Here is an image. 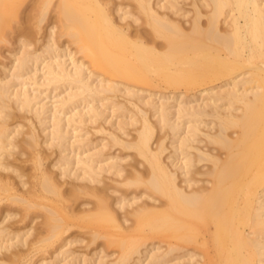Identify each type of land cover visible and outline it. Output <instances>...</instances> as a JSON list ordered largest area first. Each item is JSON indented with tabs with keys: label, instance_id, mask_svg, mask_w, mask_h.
<instances>
[{
	"label": "bare ground",
	"instance_id": "6f19581e",
	"mask_svg": "<svg viewBox=\"0 0 264 264\" xmlns=\"http://www.w3.org/2000/svg\"><path fill=\"white\" fill-rule=\"evenodd\" d=\"M37 1L31 7L40 8L41 22L52 0ZM117 1L57 0L54 8L62 26L60 33L71 38L75 49L55 45L52 24L38 52L27 48L31 46L29 38L17 39L18 55L12 58V72L8 78L0 76V169H19L6 156L22 143L35 148L39 135L36 126L45 132L43 142L58 151L55 161L50 162L57 173L49 168L41 170L26 193L0 192V202L9 199V204L23 203L28 209L41 205L46 210V232L36 237L39 229L30 234L35 226H28V222L14 231L7 228L8 224L0 225V264H8L3 260L6 250L11 248V256L6 255L13 258L24 245L45 249L59 240L56 255L65 254L68 250L64 247L72 240L63 234L72 225L90 228L92 241L103 237L107 246H117L119 253L113 264H141L144 254V264H167V256L173 251L179 254L172 264H264V0H133V11ZM27 2L0 0V43L7 42L13 29L11 21ZM140 14L143 27L132 30L131 23L120 22L126 18L136 21ZM77 53L80 58L75 57ZM41 63L44 70L40 82L35 73ZM23 75L16 87L14 81ZM26 80L34 84L33 88L25 85ZM52 81L73 84L76 89L48 104L42 101L47 95L41 100L42 90L38 88ZM158 84L173 91L141 97L144 86ZM176 89L183 90L176 94ZM121 90L150 107L156 117L154 123L149 122L144 107L134 103L140 112L134 139L125 141L119 135L126 124L122 120L117 121L116 131L110 132L112 144L134 148L147 162L146 172L135 170L130 176L120 174L123 170L118 156L99 159L102 145L93 152L83 147L81 152L76 150L89 140L77 139L81 134L71 140L68 131L71 124L79 127L88 117L94 121L104 115V110L91 104L96 97L107 101L102 105L126 111L114 100ZM192 90L195 92L188 93ZM80 95L81 100L87 99V110L71 113L67 109ZM15 111L33 115L29 118L32 128L23 131L25 135L19 133ZM133 115L132 121L139 120L137 116L133 120ZM32 119L38 125H33ZM155 126L166 128L174 138L170 137L168 161L161 156L164 138L159 135L152 147ZM16 133L25 136L18 138L21 143L15 141ZM33 163L41 166L39 152L34 153ZM205 163L208 168L200 169ZM104 173L122 176L120 184H136L141 189L128 198V194L119 193L111 199L108 190L117 192V187L103 184ZM15 174L23 177L22 173ZM196 174L207 177L201 179ZM25 183L21 181V185ZM65 183L69 186L63 187ZM10 185L0 176V190L10 191L14 188ZM84 194L94 197L92 204L81 202L86 207L79 204L80 214H73L70 201ZM156 194L163 201L149 204L140 199L155 200ZM117 208L124 214L119 215ZM10 210L0 206V224L16 215ZM130 216L132 223L125 224ZM153 238L165 243L163 251L157 252L160 247L154 241L147 242ZM151 244L156 252L148 248ZM45 263L42 259L36 264Z\"/></svg>",
	"mask_w": 264,
	"mask_h": 264
},
{
	"label": "rangeland",
	"instance_id": "374dc122",
	"mask_svg": "<svg viewBox=\"0 0 264 264\" xmlns=\"http://www.w3.org/2000/svg\"><path fill=\"white\" fill-rule=\"evenodd\" d=\"M35 1H36V3H35ZM114 1H116V0H114ZM120 1H122V3ZM120 1L118 0L117 2H120L121 4H124L127 7L126 9H131L132 11L134 10L135 6L133 5L134 4L133 0H120ZM56 2H57V0H52L51 4H50V6H49V8L47 10V13L45 15V18L41 22L39 21L40 20V12H41L40 8H36V7L32 8L31 7V5H33V4H38L39 1H37V0H28L27 6H24V4H26V3H24L23 6H21V8L19 9L18 16L14 17L12 19L11 23H10L11 26L13 27V29L11 30V32L8 35L7 42L0 43V76L7 75L6 77L8 78V76L12 72V65H11L12 58L14 57V55H18V51H17L18 50V47H17L18 43L16 42L17 39L22 40L23 38L24 39L25 38H27V39L29 38L30 39L29 41L31 42V44H30L31 46L29 45L30 47H27V48H30V49H33V50L37 51V50L40 49V47L42 48L43 45L45 44V41L48 39V35L47 34H49L50 30L51 31L53 30L52 31V35H53V37H52L53 39L52 40H54L56 46L59 45V49L63 48L62 45L69 46L68 49H71V50L75 49L76 45L71 42V40H70L71 38H69L68 35H66V34L63 35V33H62V35H61V33H60L61 32L60 27L62 28V26H60V21L58 20V17H57L58 14H57V12H56V10L54 8V4ZM116 14L114 15V17L116 19H118V17H116L117 16ZM140 16L141 17L138 20H136V21H132L131 18H126V19L120 20V22L121 23H125V24H126V22L127 23L128 22L131 23L130 24V28L132 30H134L135 27H143L144 26V23L142 22V15L140 14ZM52 24H53L54 28L48 30V28ZM54 24H55V26H54ZM79 56L81 57L80 53L75 54L76 58L77 57L80 58ZM65 58H67V56ZM85 60L86 59L84 58L83 61H85ZM66 62H69V61L67 60ZM85 62H87V61H85ZM3 64H4L5 68L4 67L1 68ZM66 64H67L68 68L71 67V64H68V63H66ZM38 65L36 67L37 68V70H36L37 72L35 73L37 76L36 75L35 76H36L37 79L41 78V79H38V81L41 82V80H42V77H41L42 73L41 72L44 69L43 70L41 69L43 67L42 63L38 64ZM1 69H2V71L4 70V72H2ZM87 71H85V72L87 73ZM23 78H24V75H23V77L21 79H16L14 81L15 84H16V87H17V85H19L21 80H23ZM26 82H27V84H25V85H27V87L33 88L34 84L28 83L29 80H26ZM45 82H47V80ZM62 83L63 82H59V84H60L59 85L58 82L54 83L52 81V83L48 82L47 85L43 84L42 86H40L38 89L40 91L42 90L40 92L41 100L43 99L42 96H45V94H46L47 98H44L42 101L43 102L44 101H47V102L49 101L48 104H50V100L51 101H56V100H58L60 98L59 96H62L63 94H64L63 96H66V95H68L70 93V91L72 89H74V90L76 89L75 87H73V86H75L73 84H71L72 86H70V85H67L66 82H64L65 84L64 83L62 84ZM56 85H58V86H56ZM66 86H68V87H66ZM35 87H37V86H35ZM49 87H50L51 90L49 89ZM68 88H69V90H68ZM179 90L181 91L183 89H176V90H174V92H176V94H177L179 92ZM195 90L188 91V93H194ZM48 91H49V93H48ZM170 91H173V89L166 88V87H164V85L158 84V85H155V86H144L142 88V91L140 92V95L143 98H146L149 95H151V97H157L159 92H170ZM59 92H61V93H59ZM67 92H69V93H67ZM72 92H73V90H72ZM115 94H116V96L114 97V100L116 102H119L120 104H123L125 106L124 108L126 109V111L122 110L124 113L121 111V109L116 110V107H113L115 110H113V112H112L111 110L113 108L111 106H109V104L108 105L107 104L102 105V103L104 104V103L107 102L105 99H101V98L98 97L99 98V100H98V98L96 97V98L93 99L94 101L92 102V100H91L90 103L92 102L91 103L92 105L96 104L97 105V106L95 105L96 107H98L99 109H102V111L104 110V112H102L104 115H101L96 120L91 121L89 119V117L86 118L88 116V114H86L85 115L86 116L85 117L86 118L85 122L82 123V124H79V127L76 124H74V125H76V127L73 124L68 126V128H69L68 129L69 137L71 136L70 139L72 140V139L77 138L78 135L81 134V136L79 135L80 138L78 137L77 139H81V137H82V138H85V139L87 138L85 141L89 140L88 142H86V144H85L86 146L85 145H81V147L79 146V149H76L79 152L82 151V147H83V150H86V152H87L88 148H89L90 152L91 151L93 152V150L94 151L97 150L96 149L97 147L101 148V145H102V149H101L102 151H100V149L98 148V150L101 153V156L99 157V159H102V161L108 155L109 156L110 155L113 156V154H114V156H118L119 160H118V157H117L116 159L118 161L117 160L116 161L118 162L120 168H122V170H123V171H121L122 173L120 172V174L122 176H130L132 174L130 172L131 171H135V170L145 171L146 172L147 162L144 160V158L141 157L140 155H138L134 148H125V147H122V146H120L118 144H112L111 143L110 132L111 131H116L114 127L116 126L117 121L118 120H122V121H125L126 124H124V128H123L124 131L123 130H122V132L119 131V135H121V138L123 140H125V141H129V140L132 141L134 139L135 134H136V128L140 124V112L133 105L134 103H138V105L140 107H144L143 109H145L146 112H147L146 116H147V119L149 120V122L154 123L156 117H155V115H153V111H152V109L150 107L145 106V105L143 106V104L140 103V101L137 100L134 96L125 95L122 92V90L121 91H117ZM176 94H174V95H176ZM76 96L78 97V95H76ZM81 96L82 95L79 96L80 100L78 98L75 99V97H74L75 101L73 102V104L70 105L72 107H70V108L68 107L67 110H69L71 113H72V111L74 112L77 109L78 110L81 109L82 111L84 110L83 112H85L87 110V103H86L87 99L86 100H81ZM96 99H97V101H96ZM78 102H80V103H78ZM90 103H89V105H91ZM76 104H77V106H76ZM74 105L76 106V108H75ZM106 105H107V107H105ZM71 109H73V110H71ZM121 112H122V114H121ZM15 113H16V115H18V117L16 116L17 117V120H16L17 122L16 123L20 124L19 131H21V132H19V133H22L23 131L25 132L29 127L32 128L31 124H30L31 123L30 119L33 116V115H31L32 113L23 112L21 114V113H18L16 111H15ZM133 114H135V115H133ZM132 115H133V118H132L133 120L136 118V116L139 118V120L132 121L131 117H130ZM19 116H20V118H19ZM173 117H174V115H173ZM126 120H127V122H126ZM32 121H33V125H35V126L38 125V124H36L35 119H32ZM72 126H73V128H71ZM77 127L80 130H77L78 129ZM37 128L40 129V126H36L35 127L36 133L39 134L38 135V145H36L35 148H33L31 146H28L27 144H24V145H27V146H24L23 143H22L21 145L19 144V145L16 146V148L12 149V154H10L9 156H6V159L9 160V161L8 160H6V161L10 162V160H11L10 164L13 163L12 166L13 165L15 167L18 166V168L22 169V170L19 171V169H18L17 171L10 172L9 170H11V169H9V168L2 169V170L0 169L1 172H2V173L0 172V174H1L0 176H3V179L7 180L8 182H10L12 187H14L10 191H8V190L7 191H2V189H1L0 192L4 193V195H8L9 192H15V193H19V194H21L22 192L26 193L25 189H27V188L28 189H32L31 185H33V182H35L36 176L39 175L41 170H45V169L48 170V168H49L50 169L49 171L54 172L53 174L58 172V169L55 166L50 165L52 162L55 161L56 154H58V151H57V149L54 146L48 145L47 142H46L47 144L45 142H43L42 138L43 139L46 138L45 132L42 133ZM37 131H39V132H37ZM70 131H71V133H70ZM73 131H76V132L78 131L77 133L74 132L75 136L73 134ZM24 132L22 134L25 135L27 132L26 133H24ZM120 132H121V134H120ZM168 132L169 131L166 128L159 129L158 127L155 126L154 132H153V135H152V138H151L152 147H154L156 145V142H157V139H158L159 135L162 138H164L163 139V145L165 146V150L162 152L161 156L165 159V161H168L166 156L170 153V150H172L170 137L172 138V140L174 139L172 137V135H170V133H168ZM22 134H17V133L15 134V138H16L15 141L16 142L19 143L21 141L19 139L20 138L22 139V137H25V136H22ZM91 143H92V145H91ZM105 143H107V144H105ZM76 144H77V142H76ZM87 144H89V147H88ZM103 144L105 146H103ZM197 144L201 146L204 143L203 142H198ZM90 146H91L92 149L90 148ZM84 147H85V149H84ZM80 148H81V151H80ZM20 152L22 154H20ZM35 152H39V154L42 156V164H41L40 167H37V166L33 165L34 164L33 162H34V153ZM102 161H101V163H102ZM208 165H209L208 163H205L204 165H202L199 168L202 169V170H205L206 168H208ZM15 172L17 174L18 173H22L23 177L20 176V178H19V176H17L15 174ZM122 176H117V175L111 174V173H104L103 174V179H104L103 184L110 185L112 188L115 187V186L117 187V192H111V191L108 190L109 194L112 195L110 197L111 199H112V197H115V195L116 196H117V194L119 195V193H121V194L125 193L124 195L128 194L127 195V198H128V197H130L132 195V192H133V194H135L136 192H138L141 189V186L140 185L138 186L136 184H131V185L120 184L118 181H120L122 179ZM196 176L198 178H201V179H205L207 177L204 174H196ZM63 178H64V181L72 180V178H70V177H66V178L65 177H61V180ZM23 180L26 183L21 185V181H23ZM64 186H69V185H68V183H65V185H63V187ZM28 195H30V194H28ZM155 197H156L155 200L147 198L145 196L141 197L140 199H145L149 204L150 203L157 204V203H159L162 200V198L158 194H156ZM35 198H36L37 201L42 200L39 197H35ZM140 199H137V200L139 201ZM85 200L89 202V205H91L92 201L94 200V197L89 196L87 194H84V195L79 196L77 199H75V200L73 199L72 201H70V204H71L70 207H71V209H73V212H72L73 214H78V215L80 214V212L78 213V209H79L80 205H81V207H83L82 205H84V204H82L81 202H83ZM9 203H10L9 199H3L0 202V204H1L0 206L1 207H5V209L10 208L12 210V211L11 210L10 211L15 213L16 215L12 214L11 216H9V218L6 219V221H4L5 223L3 222V223L0 224L1 226H5V227L9 226L7 228L12 229L14 231V230H17L19 228L21 229V227L23 225H26V223L28 222V223H30L28 226H35V227H33L30 230V232L33 231V230H36V229L40 230L41 227H42L41 230H44V231H41V232L39 230H36V231H38V233L34 234L35 237L38 236L39 234L42 235V234H44L46 232L45 229H44L45 227L43 225V220H44V217H45V214H46V210H45L44 207H42L41 205H34L32 207H29V209H28V208H26L25 204H23V203H19V202H13L11 204H9ZM89 205H87V206H89ZM84 207H86V204L84 205ZM115 207H117V205H115ZM117 210H118V214L119 215H123L124 212H125L121 208H119V209L117 208ZM32 217H33V219H32V221H30V219H28V218H32ZM132 221H133V217L130 216L128 218V221L125 222V224H130V223H132ZM23 222L25 224L21 225V223H23ZM6 224H8V225L6 226ZM13 225H14V228H16V229L13 228ZM34 228H36V229H34ZM87 228L88 227L72 225L67 230V232H65L63 234V237L68 236V238L72 240L71 241L72 243H70L69 246L66 245L64 247V249L68 250V252H66L65 254L63 253V254L56 255L57 254L56 246L59 243V240H57L56 242H54L52 244V246L49 245V246H47V248L45 247V249L43 248V249L35 250V249L31 248V247L30 248L27 247V245H24V246H22L20 248L21 250L19 251L17 256H15L16 258L14 256H13V258L9 257V256H11V254H10L11 253V248H9L10 250H6L5 252L7 254H10V255L7 256L6 253H5V258L3 260L5 261V263H8V264H36L39 260H42V259H44L46 261L45 264H61V262H63V261L67 262L66 264H68V263L69 264H71V263L72 264H113V261L118 256L119 248L117 246H115V245L107 246L105 244V238H103V237H98L97 239L92 241L91 231H90L91 229L90 228L87 229ZM23 230H24V228H23ZM23 230H21V231H23ZM33 232H35V231H33ZM30 234H32V232ZM31 238H33V237L31 236ZM29 239H30V237H29ZM29 239L27 238V241ZM30 240H32V239H30ZM152 241H154V245L156 247H160V249L158 248L157 252L158 251L161 252V251H163L165 249V247H166L165 243L162 242L159 238H153V239H148L147 240V242H152ZM154 245L151 244L150 245L151 247L148 246V248L151 250V252H154L155 249H156V248L154 249V247H155ZM150 250L148 251V253H150ZM66 254H69V255H66ZM143 254H144V252H143ZM177 254H179V252H177V251H173V252L169 253L167 257H168L170 262H168L167 264H170V263L172 264L173 262H175ZM54 255H55V257H54ZM144 255L141 257L142 258V263L141 264H144L147 261V259L144 260V257H145Z\"/></svg>",
	"mask_w": 264,
	"mask_h": 264
}]
</instances>
